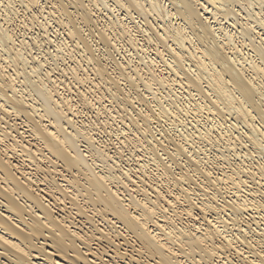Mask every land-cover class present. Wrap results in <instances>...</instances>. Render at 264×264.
<instances>
[{
    "label": "bare ground",
    "instance_id": "6f19581e",
    "mask_svg": "<svg viewBox=\"0 0 264 264\" xmlns=\"http://www.w3.org/2000/svg\"><path fill=\"white\" fill-rule=\"evenodd\" d=\"M15 2L0 264H264V0Z\"/></svg>",
    "mask_w": 264,
    "mask_h": 264
},
{
    "label": "snow or ice",
    "instance_id": "6c2138e0",
    "mask_svg": "<svg viewBox=\"0 0 264 264\" xmlns=\"http://www.w3.org/2000/svg\"><path fill=\"white\" fill-rule=\"evenodd\" d=\"M31 2V0H30ZM41 0H35V4L38 6L40 4ZM25 8L28 7V5H23ZM17 8V3L15 2V0H7V2H5V0H0V11H4V10H13ZM5 15H7V12H4ZM0 29H3V24H0ZM11 29H6L5 33L10 32ZM8 39H11V36L8 37ZM261 39L264 40V35L261 36ZM262 71H264V69H261Z\"/></svg>",
    "mask_w": 264,
    "mask_h": 264
}]
</instances>
